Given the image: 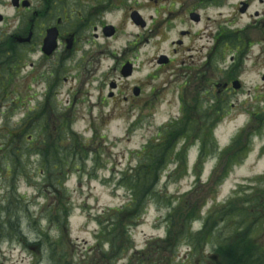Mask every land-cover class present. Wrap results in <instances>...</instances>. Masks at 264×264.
<instances>
[{"label": "rangeland", "instance_id": "374dc122", "mask_svg": "<svg viewBox=\"0 0 264 264\" xmlns=\"http://www.w3.org/2000/svg\"><path fill=\"white\" fill-rule=\"evenodd\" d=\"M237 2L228 0L222 9H205L192 14L198 22L191 27L196 25L204 34L220 21L215 16L220 12L222 20L231 19L235 14L236 20L243 19L242 25L247 19L237 15L235 8H230ZM208 7L211 8L212 4H207ZM253 7L252 12L262 8L256 2ZM145 16L150 26L147 25L148 31L142 38L147 42H142L140 51L122 52L126 41H131L137 31L125 19L122 20L121 34L110 42V48L117 50L114 55L119 62L135 58L138 53L137 66L131 76L123 77L121 68L107 72L108 63L99 69L83 65L67 74L68 80L60 86L57 97L51 100L53 124L56 123L54 128L64 121L74 137L86 145L89 154L86 167L80 165L78 170L66 177V196L54 192L52 182L48 180L50 176L34 156L29 161L16 160L14 170L17 176L7 173L6 153L12 152L13 155L15 150L2 145L5 138L0 131V224L8 212L13 213L11 216L15 218L11 222L16 224L19 232L14 236V233L8 235V232L0 231V264H55L53 255L56 254H63L68 262L72 260L73 264H77L75 261L82 260L86 252L91 255L90 264H109L97 257L94 252L97 250L93 249L101 230L98 217L106 209L121 207L130 199L128 190L118 185L121 173L128 169L126 173L131 174L141 161V153L147 143L161 141V133L172 125H181L175 133L176 137L168 143L174 148L172 157L165 167L160 168L153 194L147 198L144 208L138 207L137 213H141L139 220L134 223H126V220L131 246L127 244L129 253L116 264H129V259L130 264H143L141 255L147 264H186L190 261L215 264L208 256L216 255L221 241L229 240L237 233L243 236L247 227L251 228L249 238L264 248V83L260 81L264 67L244 68L247 73H242L240 77L247 85L245 89L250 91L232 96L235 99L228 107L226 117L211 126L216 116L215 109L222 105L223 97L205 96V90H195L192 84L182 90L183 72L176 68L160 71L156 67L155 56L169 42L160 47L158 16L151 19L150 10ZM112 19L117 24L122 22L118 16ZM253 34L254 40L262 42L264 36L259 31ZM84 55L86 63L95 52H84ZM190 55L196 58L199 54ZM110 82L119 86L113 99L108 98ZM197 83L200 84L199 81ZM134 87L142 90L139 98L132 94ZM224 101H227L225 97ZM25 104L32 105L28 101ZM2 110L4 108H0V113ZM18 110L16 117L10 121L11 129L17 128L15 124L25 113L21 108ZM2 118L0 116V129ZM191 121L195 126L190 127ZM205 127H210V130L201 129ZM158 132L160 137L157 138ZM239 132L237 147L234 148L233 141L229 152L218 155V148L229 146ZM188 133L191 134L187 137ZM27 134L32 136L30 130ZM78 140L72 142L77 144ZM184 143L188 147L182 159L177 161L174 155ZM62 146H66L65 143ZM98 154L100 157L95 162ZM244 194L251 196L255 204L253 211L246 209L247 215H236L223 222L216 219V227L211 230V243L190 251L188 238L180 235L184 225L177 209L182 212L189 210L193 215L199 212V219L196 222L193 220L191 227L186 226L183 230L190 228L195 233L213 210L219 211V208ZM236 206L244 208L242 201H237ZM63 210L69 211L64 226L63 220L56 214H62ZM258 210L262 213L256 215ZM56 217L58 221H55ZM171 222L174 235L181 237L175 246L163 249L161 241L166 237ZM156 240H160L163 249L160 252L152 244ZM33 244H39L34 252L28 249ZM107 249L108 246H104V252ZM114 259L112 257L111 263Z\"/></svg>", "mask_w": 264, "mask_h": 264}, {"label": "flooded vegetation", "instance_id": "af4514ba", "mask_svg": "<svg viewBox=\"0 0 264 264\" xmlns=\"http://www.w3.org/2000/svg\"><path fill=\"white\" fill-rule=\"evenodd\" d=\"M227 1L0 0V108H4L0 116L3 123L5 116L22 108L25 113L15 124L18 129L33 131L37 139H41L44 132L56 130L51 100L68 80L67 74L83 65L99 69L108 63L107 72L126 64L137 66L138 53L135 58L119 62L114 55L117 50L110 48V42L121 34L125 19L137 31L131 41H126L122 52L140 51L143 41L147 42L142 38L148 31L147 25L150 26L145 16L149 10L151 19L158 16L160 47L169 42L155 56L156 67L160 71L176 68L183 72L184 85L192 84L195 90H205V96L223 97L222 105L214 112L223 116L233 105L226 102L234 95L246 93L244 88L233 90L235 81L242 83L240 76L247 73L244 68L264 67V37L261 42L254 40L253 34L259 31L264 36V0H237L236 4H229L237 15L247 19L242 25L243 19L236 20L235 14L231 19L222 20L220 12L215 14L220 21L204 34L196 25L191 27L198 22L192 14L205 9H222ZM255 2L262 7L261 11L252 12ZM209 3L212 7L206 8ZM113 16H118L122 22L117 24ZM84 52H95V55H90L84 63ZM191 53L199 55L194 58ZM260 80L264 82V72ZM113 84L114 92L109 93V99L119 90V86ZM141 93L142 90L140 96ZM26 101L32 105L27 106ZM32 142L44 148L43 140L34 138ZM35 156L45 158L41 151Z\"/></svg>", "mask_w": 264, "mask_h": 264}, {"label": "trees", "instance_id": "16d2710c", "mask_svg": "<svg viewBox=\"0 0 264 264\" xmlns=\"http://www.w3.org/2000/svg\"><path fill=\"white\" fill-rule=\"evenodd\" d=\"M192 125L195 126V123L193 124L191 121L190 127H192ZM66 128L67 131L65 132ZM180 129L181 125H172L167 127L161 133V141L159 139L157 143L148 142L149 144L147 143L142 153L140 152L141 161L139 162L137 168L131 171V174L129 175L126 173L128 169L121 173L122 176L118 181V185L128 190L130 199L121 207L106 209L104 214L98 217L101 230L97 245L93 248L94 250H97L94 251L97 257H101V259L105 261L107 260L109 264H116L117 261L126 257V255L129 253L128 250L130 247H128V245L131 246V242L128 236L129 224L126 223H134L135 221L139 220L141 213H137L138 207L139 209L140 207L143 209L147 198L153 194L154 187L156 185V176L158 179L160 168H163L167 165V162L171 159L174 151L173 146L169 147L168 143L176 137L175 133H177ZM207 129H209V127H205L203 130ZM27 132L28 131L14 132L13 130L12 132L4 133L5 140L3 142V146L13 147L15 150L13 155L12 152L6 153L7 160L5 159V171L7 173L10 172L12 177L17 176V174L15 175L16 172L14 170V163L17 164L16 160L24 161L27 159L29 161V158L35 150V145L32 142L34 138H31L30 141L27 140L25 137L28 135ZM50 133H52V131L42 133L41 139H37V137H35L37 134H34L36 141H44V148H40V151L44 153L45 160L43 164L40 163V166L43 170H45L47 175L50 176V179L48 180H51L50 182H52L51 185L54 188V192L56 194L58 192L61 193V195L63 194L66 196L68 191L65 188L66 177H69L68 174L70 172L78 170L80 165L85 168L89 154L86 151V145L74 137L68 126L58 129V134L56 137L53 135V133L52 135ZM190 134L191 133H188L186 136L188 137ZM158 137H160V132L157 133V138ZM74 139L78 140L80 144L78 142L77 144L76 142H72ZM238 139L239 137L236 139V141ZM200 140H202L203 145V139L201 138ZM63 143H65L66 146H62ZM234 145V148H236L237 142H235ZM186 147L188 146L184 143V145L179 148V151L175 153L174 156L177 157V161L182 159L181 156L186 151ZM99 157L100 154L96 155L94 161L96 162ZM184 163L186 164L185 161ZM255 200L259 201L258 199ZM237 201H242L244 208H239V206H236ZM254 205L255 204L251 196L244 194L242 197L230 201L227 205L219 208V211L213 210L211 214L206 216V220H204L201 228L195 233H192L190 228L188 231L183 230L186 226H190V223L193 220L197 221L199 219V212L193 215L189 210L182 212L181 210L177 209L180 215H182L183 220L181 224L184 225L180 231V235H186V238H188V247L190 248V251L201 249L203 244L206 245V243H211V230L216 227V219H219L221 222H223V220L236 215H247L248 211H246V209H251L253 211ZM260 213H262V211L258 210L255 214L259 215ZM56 214H59V219L63 220L62 224L64 226L67 223L69 211L63 210L62 214L60 212H57ZM11 215H13V213H7L6 218L0 224V231H6L8 232V235L14 233L13 235L15 236L19 232L16 229V224L11 222V219L15 218V216ZM16 220L19 221L17 217ZM55 221H58L57 217ZM254 223L255 220L252 221V224ZM250 229L248 227L245 228L243 236H240V233H237L234 234L229 240L226 239L225 241H221V245L215 251L217 256L211 255L215 258H212L211 256H208V258L212 259L215 264H264V248L249 238ZM253 230L254 229H252V232ZM122 233L124 235H122ZM180 237L181 236L179 235H174L171 222L166 237L161 241L163 249L175 246V242L179 241ZM152 244L156 245L159 252L160 249L163 250L160 246V240H156ZM31 246H36L38 248L39 244H33ZM104 246H108L106 252L103 250ZM53 256L55 264L74 263L72 260L68 262L63 254H56ZM112 257H115L113 263H111ZM89 258H91V255L89 256L86 252L84 256H82V260L79 262L75 261V263L90 264ZM140 261H142L143 264H147L146 261L142 259V255ZM130 262L131 259H129V264ZM186 264L197 263L190 261Z\"/></svg>", "mask_w": 264, "mask_h": 264}, {"label": "water", "instance_id": "95a60500", "mask_svg": "<svg viewBox=\"0 0 264 264\" xmlns=\"http://www.w3.org/2000/svg\"><path fill=\"white\" fill-rule=\"evenodd\" d=\"M122 76L127 77L131 75V68L130 67H124L121 71ZM134 94L138 95V90H134Z\"/></svg>", "mask_w": 264, "mask_h": 264}]
</instances>
